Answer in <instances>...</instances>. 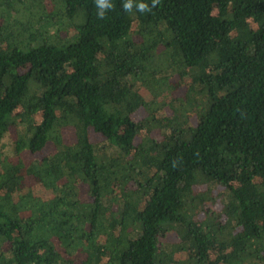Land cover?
I'll use <instances>...</instances> for the list:
<instances>
[{
    "label": "trees",
    "instance_id": "16d2710c",
    "mask_svg": "<svg viewBox=\"0 0 264 264\" xmlns=\"http://www.w3.org/2000/svg\"><path fill=\"white\" fill-rule=\"evenodd\" d=\"M125 2L0 0V264H264V0Z\"/></svg>",
    "mask_w": 264,
    "mask_h": 264
},
{
    "label": "clouds",
    "instance_id": "9594fccd",
    "mask_svg": "<svg viewBox=\"0 0 264 264\" xmlns=\"http://www.w3.org/2000/svg\"><path fill=\"white\" fill-rule=\"evenodd\" d=\"M96 6L99 9L97 16L98 18L103 19L104 18V10L105 9H111L113 5L110 3V0H95ZM159 3V0H152L151 7H155ZM137 9L141 12H150L151 7L147 3H138L136 5ZM123 8L126 11H131L133 8V0H126V2L123 4Z\"/></svg>",
    "mask_w": 264,
    "mask_h": 264
},
{
    "label": "rangeland",
    "instance_id": "374dc122",
    "mask_svg": "<svg viewBox=\"0 0 264 264\" xmlns=\"http://www.w3.org/2000/svg\"><path fill=\"white\" fill-rule=\"evenodd\" d=\"M216 205H217V203H216ZM216 205H215V206H216ZM210 206L213 207L212 204H210ZM216 207H218V205H217Z\"/></svg>",
    "mask_w": 264,
    "mask_h": 264
}]
</instances>
